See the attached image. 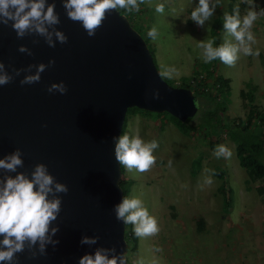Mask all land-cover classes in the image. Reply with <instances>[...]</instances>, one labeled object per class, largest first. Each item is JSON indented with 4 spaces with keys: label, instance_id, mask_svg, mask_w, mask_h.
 Segmentation results:
<instances>
[{
    "label": "water",
    "instance_id": "1",
    "mask_svg": "<svg viewBox=\"0 0 264 264\" xmlns=\"http://www.w3.org/2000/svg\"><path fill=\"white\" fill-rule=\"evenodd\" d=\"M53 2L61 21L56 27L68 37L54 48L43 37L18 38L11 23L0 24V61L14 76L0 85V158L20 149L24 166L17 173L30 176L44 163L69 188L57 193L61 211L52 226H59L53 237L59 243L48 245L43 255L38 245L26 247L14 264H78L98 247L115 248V255L126 257L125 223L113 211L124 198L113 138L121 135L130 107L167 112L184 122L198 112L199 99L190 88L173 86L159 75L147 42L119 10L109 11L89 36L80 23L67 18L62 0H48ZM21 45L31 55L20 52ZM53 59L55 64L49 65ZM41 63L49 66L40 81L22 85L28 66ZM15 70H22L19 76ZM60 82L68 89L65 94L48 91ZM157 91L159 99L154 98ZM17 173L0 169V177ZM84 235L99 240L82 245Z\"/></svg>",
    "mask_w": 264,
    "mask_h": 264
},
{
    "label": "rangeland",
    "instance_id": "2",
    "mask_svg": "<svg viewBox=\"0 0 264 264\" xmlns=\"http://www.w3.org/2000/svg\"><path fill=\"white\" fill-rule=\"evenodd\" d=\"M228 2L222 0L203 27L196 22L191 27L188 24L192 20L187 23L186 19L199 0H152L151 6L145 0L141 6L151 17L144 21L147 23L144 29H138L158 71L174 67L176 73L170 79L174 82L199 69L205 62L197 45L200 41L212 40L210 31L214 19L223 20ZM239 2L242 0L236 1ZM159 3L165 5L162 14L155 11ZM254 3L256 11L264 10V0H254ZM248 7L240 10L241 17ZM153 27L157 29L155 39L148 35ZM251 31L256 40L252 48L254 52L258 50L259 55L241 53L235 66L229 67L218 60L215 67L218 74L230 79L228 103L222 114L223 123L228 126L200 128L196 134L187 136L170 121L162 126L165 118L161 114L128 115L124 134L138 135L145 142L155 140L159 145L153 152L156 163L149 171L129 172L125 168L123 171L134 180L129 198L141 199L160 229L156 235L137 237L135 252L128 242L125 251L128 264L141 261L143 264H264V196L256 191L264 182L253 181L251 190H246L248 176L236 156L235 141L228 134L233 120L244 117L242 89L257 85L255 102L264 110V15L258 16ZM224 35L222 29L220 44L224 42ZM200 111L201 108L193 124L201 121ZM206 136L226 145L233 153L231 159H217L206 143ZM215 166L223 169L222 178L214 175ZM208 177L212 179L210 185L205 183ZM223 179L233 192V208L229 213H223L222 197L216 192ZM199 218L204 220L200 231L197 229Z\"/></svg>",
    "mask_w": 264,
    "mask_h": 264
},
{
    "label": "clouds",
    "instance_id": "3",
    "mask_svg": "<svg viewBox=\"0 0 264 264\" xmlns=\"http://www.w3.org/2000/svg\"><path fill=\"white\" fill-rule=\"evenodd\" d=\"M151 6L152 0H147ZM247 4L248 10L241 17L240 5H235L233 12H225L223 16L224 42L214 47L213 40H203L197 45L201 49V58L205 63L219 60L223 64L233 67L239 59V55H259V51H253L252 45L256 42L251 31L258 16L264 15V10L256 11L254 0H242ZM145 0H62L63 8L67 18L82 25L89 36H94L97 29L103 24L106 15L111 10L127 9L128 11H139L140 4ZM222 0H199V4L191 11L190 18L199 26L203 27L205 22L214 15L215 9ZM165 5H155L157 13H163ZM60 17L56 12L55 2L48 0H0V24L11 23L12 29L18 38L35 34L43 37L49 47H55L56 42L66 43L68 37L57 29ZM148 35L155 39L157 29L153 27ZM20 52H31L25 45H21ZM55 64L50 60L49 65ZM49 65H29L28 74L20 81L23 84L37 83ZM32 68L36 71L33 73ZM20 71L15 70L19 76ZM176 73L174 67L164 68L159 75L162 78L171 79ZM187 77V76H183ZM182 77V78H183ZM14 76L5 71V65L0 61V85L9 84ZM48 91L65 94L68 89L63 82L53 83ZM159 92L154 93V98L159 99ZM115 157L121 167L129 172L133 170L138 173L149 171L156 163L153 152L158 148V142L152 140L145 142L138 135L129 136L122 134L114 137ZM213 155L217 158L231 159L233 153L224 144H218ZM24 166V160L20 149L0 158V169L8 173H17L18 168ZM206 184H211L212 179L208 177ZM69 188L66 184L58 182L49 172L44 163L37 164L29 176L25 172L16 175L0 177V262L14 264L16 254L23 252L25 248L35 249L38 245L39 254H46L48 245L55 247L58 239H53L59 231V226L53 227L61 211V198L57 193H67ZM51 196V198H50ZM113 211L117 220L125 224L133 225L134 234L139 237L156 235L159 232L158 222L149 214L143 201L139 198L124 197L114 206ZM99 237L84 235L81 239L82 245H95ZM111 253V255H110ZM36 256L37 252L32 251ZM78 264H126V257L115 255V248H96L94 254L87 253L80 257ZM143 264V261L140 262Z\"/></svg>",
    "mask_w": 264,
    "mask_h": 264
},
{
    "label": "trees",
    "instance_id": "4",
    "mask_svg": "<svg viewBox=\"0 0 264 264\" xmlns=\"http://www.w3.org/2000/svg\"><path fill=\"white\" fill-rule=\"evenodd\" d=\"M237 0H229L227 6V12L232 13L235 5H240V10H245L247 4L243 2L236 3ZM120 12L125 14L131 22V25L139 31L138 23L143 22L142 15L134 13L133 11H128L127 9H120ZM191 11V10H190ZM187 23L191 21L188 18ZM133 22V23H132ZM135 23V24H134ZM137 27H135L134 25ZM223 29V20L220 18H215L213 26L210 31V36L214 41V47L220 45V32ZM141 34V33H140ZM217 60H213L210 63H203L202 66L194 71L195 74H203L204 78H199L195 86L189 84L188 78L193 77L189 75L183 77L184 82L180 85L174 84L173 80L167 78L165 79L169 84L176 87H187L190 88L193 93L199 99V107L201 108L202 115L201 121L192 123L194 117L188 119L184 122L178 120L171 114L167 112L154 113L139 109L137 107H130L127 109L125 120L123 123V128L121 135L125 133V128L127 125V117L129 114L142 113L144 115H165V119L162 120L161 125L166 122V119L172 122L177 129L183 134L190 136L192 133H197V129L215 127L219 125L221 128L226 125L223 122L222 114L226 110V105L228 103V91L230 89V79L225 78L216 72ZM200 71V72H199ZM198 72V73H197ZM257 90V85L250 86L249 89H242L240 91V96L242 99V107L244 109V117H238L233 120L232 127H228L229 137L235 141V152L239 160L240 165L245 169L248 178L245 180L246 190H251L250 183L256 180H261L264 182V110L262 107L255 102V92ZM198 109V112L200 110ZM200 111V112H201ZM197 112V113H198ZM206 143L209 148L214 151L215 147L218 145L219 141L213 139L212 137L206 136ZM122 169V175L120 179V186L122 187L124 197L129 198L131 187L134 180L131 177L125 176ZM213 173L216 177L222 178L224 176V171L222 168L215 166L213 168ZM256 191L259 196H264V184L258 185ZM216 192L222 197V211L223 213H229L233 208V192L231 187L228 185L226 180H222L217 186ZM204 227L203 218L197 220V229L200 231ZM125 239L131 243V249L135 252L137 250V236L134 234L131 224H125Z\"/></svg>",
    "mask_w": 264,
    "mask_h": 264
},
{
    "label": "built area",
    "instance_id": "5",
    "mask_svg": "<svg viewBox=\"0 0 264 264\" xmlns=\"http://www.w3.org/2000/svg\"><path fill=\"white\" fill-rule=\"evenodd\" d=\"M133 12L134 13H136V15L139 13V14H141V10L139 9V11L137 12V11H135V10H133ZM200 72V71H199ZM198 73V72H197ZM192 76L193 77H191V78H188V80H189V84L190 85H192V86H195V84H196V82H197V80H199V78H204V74H203V72H202V74H192ZM182 82H184V80H183V78H179V79H176V80H174V84H176V85H180Z\"/></svg>",
    "mask_w": 264,
    "mask_h": 264
},
{
    "label": "crops",
    "instance_id": "6",
    "mask_svg": "<svg viewBox=\"0 0 264 264\" xmlns=\"http://www.w3.org/2000/svg\"><path fill=\"white\" fill-rule=\"evenodd\" d=\"M144 7L143 6H141V4H140V10H141V15H143V16H145V17H142V19H143V22L141 23V25H140V27L141 28H145L146 27V25H147V23L145 24V22L144 21H149V18L151 17V15H150V12H149V14L147 13L148 11H146V10H144L143 9ZM194 9V8H193ZM192 9V10H193ZM189 18V17H188ZM191 19V18H190ZM187 20V19H186ZM191 22V21H190ZM189 26H191V27H194V21L192 20V22H191V24H188ZM147 29V28H146ZM192 74H194V72L193 73H191V74H186V75H182V77L183 76H189V75H192ZM157 116V115H156ZM163 116V115H162ZM165 117V116H164ZM168 120L166 119V122H167ZM132 227H133V225H131Z\"/></svg>",
    "mask_w": 264,
    "mask_h": 264
}]
</instances>
